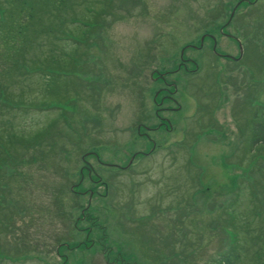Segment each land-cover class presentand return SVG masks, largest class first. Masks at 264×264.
Here are the masks:
<instances>
[{"label": "rangeland", "instance_id": "obj_1", "mask_svg": "<svg viewBox=\"0 0 264 264\" xmlns=\"http://www.w3.org/2000/svg\"><path fill=\"white\" fill-rule=\"evenodd\" d=\"M67 5L5 80L0 264H264V0Z\"/></svg>", "mask_w": 264, "mask_h": 264}, {"label": "trees", "instance_id": "obj_2", "mask_svg": "<svg viewBox=\"0 0 264 264\" xmlns=\"http://www.w3.org/2000/svg\"><path fill=\"white\" fill-rule=\"evenodd\" d=\"M6 2L9 5L8 9L0 8V106L12 103L13 98L8 99L5 96V80L9 77L16 75L21 78L32 75L31 73L49 77L52 75V69L64 68L66 65L54 60L51 62L54 65L52 67L46 57H33L30 60L25 57V54L31 48L32 35L40 33L42 34L40 37H45L53 32L51 26L42 23V17L49 16L56 9L67 8V0H7ZM73 20L77 21L76 24L82 22L80 19ZM258 95L256 93L251 95L249 118L239 126L242 134L244 131L248 133L245 144L249 153L255 152L258 148H264V95L263 98H260L261 94L259 97ZM15 105L19 106V103ZM238 258V254L227 256L216 264H235Z\"/></svg>", "mask_w": 264, "mask_h": 264}, {"label": "flooded vegetation", "instance_id": "obj_3", "mask_svg": "<svg viewBox=\"0 0 264 264\" xmlns=\"http://www.w3.org/2000/svg\"><path fill=\"white\" fill-rule=\"evenodd\" d=\"M220 57H224V58H226L227 60L233 61V58H228V57H226L225 55H222V56H220ZM162 102H163V100H162ZM162 110H163V108H160V109H159V111H162ZM162 125H166V124H165V121H164V122H163V121L161 122V125H160V126H162ZM153 145H154V144H153ZM147 155H148V153H147V154H144L143 157H144V158H145V157L147 158V157H148ZM122 168H123V167H122ZM122 168H120V169H122Z\"/></svg>", "mask_w": 264, "mask_h": 264}, {"label": "water", "instance_id": "obj_4", "mask_svg": "<svg viewBox=\"0 0 264 264\" xmlns=\"http://www.w3.org/2000/svg\"><path fill=\"white\" fill-rule=\"evenodd\" d=\"M202 41H203V38L201 39V43H202ZM239 48H240V57L239 58H241V56H242V48H241V46L239 45ZM183 53V51L181 52V54Z\"/></svg>", "mask_w": 264, "mask_h": 264}]
</instances>
